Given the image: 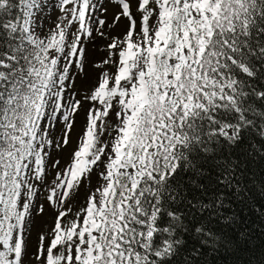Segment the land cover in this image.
<instances>
[{
  "label": "snow or ice",
  "instance_id": "6c2138e0",
  "mask_svg": "<svg viewBox=\"0 0 264 264\" xmlns=\"http://www.w3.org/2000/svg\"><path fill=\"white\" fill-rule=\"evenodd\" d=\"M257 196L264 0H0V264H219Z\"/></svg>",
  "mask_w": 264,
  "mask_h": 264
},
{
  "label": "trees",
  "instance_id": "16d2710c",
  "mask_svg": "<svg viewBox=\"0 0 264 264\" xmlns=\"http://www.w3.org/2000/svg\"><path fill=\"white\" fill-rule=\"evenodd\" d=\"M257 201V206L264 204V199L259 196H257ZM249 219L254 221V231L248 250L242 251L236 256H226L224 259L219 260V264H264V231L261 229L264 221L253 216H250Z\"/></svg>",
  "mask_w": 264,
  "mask_h": 264
},
{
  "label": "rangeland",
  "instance_id": "374dc122",
  "mask_svg": "<svg viewBox=\"0 0 264 264\" xmlns=\"http://www.w3.org/2000/svg\"><path fill=\"white\" fill-rule=\"evenodd\" d=\"M109 15H111V10H110ZM52 16H53V19H54L55 18V13H52ZM123 27H124V25H121V27H120L121 31L123 30ZM89 56H90L91 60L99 59V54H97L96 50L94 48H92V46H89ZM95 76H96V72L91 67H89V80L87 82L89 85L94 81ZM76 121H77L76 127H75V130L72 133L73 146H75V142H76L77 136L80 134V131H81V126L83 124V115L78 116L76 118ZM69 151H70V149H69ZM66 157H67V153H65V158Z\"/></svg>",
  "mask_w": 264,
  "mask_h": 264
}]
</instances>
